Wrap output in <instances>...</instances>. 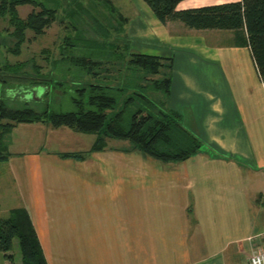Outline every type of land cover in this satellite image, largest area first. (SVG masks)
I'll list each match as a JSON object with an SVG mask.
<instances>
[{
	"label": "crops",
	"instance_id": "crops-1",
	"mask_svg": "<svg viewBox=\"0 0 264 264\" xmlns=\"http://www.w3.org/2000/svg\"><path fill=\"white\" fill-rule=\"evenodd\" d=\"M141 1L152 23L159 31L165 30L167 26ZM239 1L184 0L177 8L197 9ZM188 30L194 32L192 37L182 33V37L161 39L169 50L178 43L168 56L172 61L171 88L164 102L167 109L181 115L184 128L199 138L202 147L187 160L151 161L144 172L148 176L149 209L142 214L136 206L132 209L137 218L148 219L135 224L126 236H122L126 232L117 231V238L108 237L110 228L101 222L103 218L94 224L92 212L87 214V208H83L94 200V190H101L105 184L106 191L110 184L123 190L129 185L121 175L116 182L103 177V172L109 177L110 168L126 172L125 161L115 154L112 167L104 168L105 164L96 160V165L92 163L96 135L36 123L23 125L44 130L43 147L16 153V133L9 141L11 156L0 163V173L7 169L15 174L28 197L9 212L15 208L28 211L48 264L61 260L58 240L67 235V228L59 232L49 228V221L64 203L61 189L75 191L79 183L86 187L84 194L79 190L66 195L75 197L78 205L76 229L69 235L72 244L75 235L85 232L89 246L84 250L93 253L90 264H242L243 260L248 263L253 253L264 250V76L254 63L246 37L238 38L234 30ZM176 38L178 42L173 41ZM83 135L93 137L89 151L84 147L71 151L65 146L78 145ZM103 149L94 155L102 154ZM158 160L165 165L155 167ZM133 173L135 179L141 170L133 166ZM52 186L59 189L47 197L46 188ZM110 201L106 215H113ZM79 214H85V218L80 220ZM127 236L129 246L122 244ZM101 252L110 253L105 257ZM128 252L133 253L132 262L130 255L124 254Z\"/></svg>",
	"mask_w": 264,
	"mask_h": 264
},
{
	"label": "trees",
	"instance_id": "trees-1",
	"mask_svg": "<svg viewBox=\"0 0 264 264\" xmlns=\"http://www.w3.org/2000/svg\"><path fill=\"white\" fill-rule=\"evenodd\" d=\"M143 1L164 26L169 22H182L194 30H234L238 38L246 37L254 63L264 76V0H241L188 10L177 8L184 0ZM101 2L117 13L111 0ZM26 4L33 5L36 10L22 19L19 7ZM49 4H53L52 0H0V16L10 17L9 22L14 29L9 35L16 39L14 47H9L11 54L20 55L27 30L41 36L49 25L57 21V10ZM104 28L103 25L99 27L100 30ZM103 33L104 30L98 36L101 41L96 37L88 38L81 31L77 40L67 38L62 48V59L53 63V70L57 73H71L69 68L62 66L75 67L81 74L92 75L95 83L71 87L61 81H52L47 75L41 85L36 81L27 86L0 81V163L10 156L5 141L15 126L38 122L96 135L94 150L105 148L109 139H124L146 155L163 161L187 160L202 147L199 138L184 128L178 112L167 109L165 103H159L146 93V87H139L133 81L138 74L160 75L164 69L160 57L139 53L131 55L132 75H128L129 80L123 86L98 79L96 69L102 61L112 60V49L105 41L109 36ZM21 68V63L8 64L2 70L15 73ZM168 68L170 70L172 66ZM152 84V92L162 91L165 96L169 95L170 75ZM36 88L41 89V101L36 107H31V102L25 97L38 98ZM15 240L23 264H48L30 215L24 208L12 210L6 219L0 218V250L7 264H15Z\"/></svg>",
	"mask_w": 264,
	"mask_h": 264
},
{
	"label": "rangeland",
	"instance_id": "rangeland-1",
	"mask_svg": "<svg viewBox=\"0 0 264 264\" xmlns=\"http://www.w3.org/2000/svg\"><path fill=\"white\" fill-rule=\"evenodd\" d=\"M37 1L43 2L44 0ZM52 3L54 5L49 4V6H52V8L55 7L57 10V21L49 25L45 33L41 36H37L32 31L27 30L26 42L22 45L19 56H15L8 51L9 47H14L16 42V39L10 38L9 36L14 30L9 22L10 17L0 16V67L3 68L8 64H22V68L15 73L5 72L2 70V68H0V81L6 80L8 83L13 85L20 84L25 86L33 84V82L36 81V83L41 85L42 79H45V75H47L46 77L51 78L52 81H61L64 82L65 85L71 87L95 83L96 79L94 80L92 75H89L86 72L81 74L78 68L75 67H65L61 65L64 67V69L69 68L71 73L66 75L57 73L53 70V63L62 59V48L65 45V40L67 38H71L73 41H75L79 38L81 31V33L87 35L88 38L96 37L101 41V38L98 36L101 34L102 30H104L103 34L106 32V34L109 36L105 41L108 42L109 47L112 49V52L110 53L112 60L102 61V64H100V66L96 69L99 73L98 79H100L102 82L108 81L112 85L123 86L126 84V80H129L128 75H132L130 72L132 66H130L129 63L131 55H136L138 53L156 55L162 59L164 64V69L162 68L161 74L158 76H145L138 74L135 76L133 81H135L136 85L139 87H146V93L150 97H153L161 104L162 102L165 103V95L162 91L152 92L150 89H152V83L155 80H161L164 77L170 75L169 71L171 69L169 70L168 66H172V62L168 56H171L173 50L177 49L176 47H178V43H173L169 50L167 45H163V40L161 41V39L162 37H169L171 35L172 37H182V33L184 34V37L189 38L192 37L194 32L188 30V27H185L182 22L179 24H168L167 27H165V30L159 31L157 26H155V24L150 20L149 17L151 16H148L145 13V6H143L144 4L141 0H111V4L115 7L117 13H113L109 5L106 3L104 4L101 2V0H52ZM35 10L36 8L31 4L22 5L19 7V13L22 19H26L28 15H30ZM101 25L105 27L102 30L99 29ZM173 41L178 42V39L176 38V40ZM30 91H32V89ZM37 91L39 92L38 98H31L30 96L25 97L26 101L31 102V107H36L37 102L41 101V89L39 88ZM127 92L130 93L131 91ZM21 101L24 102L25 100L21 99ZM14 133H16L17 147L13 149V152L18 153L21 151H26L27 149H37L38 146L43 147L45 132L41 127L34 128L33 126L19 124L15 126L9 135H7L5 141V148L6 151L9 152L10 156L11 153L9 150V141L11 139L13 141ZM82 137V141L79 142L78 145L74 143L73 145L65 146L71 151L82 147L89 151L91 144L93 143V137H87L85 135ZM53 138L55 137H51V140ZM66 147L65 151L67 150ZM97 150L99 149H95V152H97ZM103 150L104 151H102V154L99 153L94 155L95 152H93L92 163H95L96 165V161H99L98 163L105 164L102 166L104 168L106 165L112 167L114 164L113 155L115 154L121 160L125 161L127 165L126 172L122 174L121 172H117L115 170L117 168H114L113 170L110 168L109 177H107V173L105 172L102 173L103 177L108 179L109 182H116L117 178H120L119 176L121 175L125 177L127 183L129 182V185L126 186L127 188L125 190H123L117 188L115 185L110 184L106 191L105 186L107 187V184H105L103 187H101V190H104L102 191L103 193H97L101 191L99 189L94 190V200L90 205H83V208L85 210L87 208V214L92 212V215H94L93 217L95 218L94 224H97L98 220L103 218L101 222L110 228V231H107L109 234L108 237L113 239V237L117 238V235L114 234H118L117 231H121L120 234L126 232L122 235L126 236L127 231L132 230L135 224L143 223L148 219L146 216H140L137 218L132 209L134 206H136L138 208L139 214H142L149 209V193L148 189H146L148 176L145 175L144 172L148 170L149 164L151 161H155V159L142 152H139L138 148H136L130 141L124 139L107 140V145ZM91 155L92 154L89 155V158ZM73 162L75 165H79L75 161ZM86 164H80V166L85 167ZM156 164L158 167L165 165V163L159 160L154 164L155 167ZM133 166H136L141 170L140 177L137 174L135 179ZM1 167L5 168L6 165L2 164ZM71 167L72 166L67 165L68 169H72ZM80 173H82V178L85 177L84 170H82ZM81 177H79V180L82 179ZM17 180L18 177H16L15 174L7 172V169L1 170V219L10 217V209L26 202V199H28L27 192L24 193V191H22ZM63 182H66V180H63ZM47 185L49 186V182ZM58 189V187L54 189L53 186L47 187V197L55 194ZM79 190L81 194H84L83 190H86L85 185L79 183V186L75 187V191ZM75 191L71 190L70 188L62 187L61 193L62 201L64 203L60 205L54 220L49 221V228L51 232L54 231V229L59 232L64 231L67 228V235L60 236L63 240H58V245L60 247L59 258L61 259L59 260L58 264H67L66 262L71 264L70 261L73 264H90V259H92L91 255L93 253L88 254V252H85L84 250L89 246L85 232L75 235L76 237H73L72 244L70 242L71 236L69 235V231L71 232L73 228L76 229L74 224L78 205H76L74 200L75 197H66V195L68 194L71 196V193L74 195ZM122 193H124V195ZM9 195L11 196V199ZM110 199L111 201L109 205L112 207L113 215H106L107 207H109L108 202ZM72 200L73 202H71ZM120 205H122V207H120ZM84 215L85 214H79V219H84ZM90 222L92 223V220ZM54 226H56V228ZM73 231L71 233H73ZM126 238L127 241L122 244L129 246L131 242L129 241L128 236ZM106 244L107 241H105V245ZM13 253L15 255V264H23L22 255L16 240L14 241ZM101 254L105 255V257L108 255L104 252H101ZM124 254H129L130 261L132 262L133 253L128 252ZM125 260L128 263L129 260ZM0 264H7L4 254L1 252V250ZM242 264L249 263L243 260Z\"/></svg>",
	"mask_w": 264,
	"mask_h": 264
},
{
	"label": "built area",
	"instance_id": "built-area-1",
	"mask_svg": "<svg viewBox=\"0 0 264 264\" xmlns=\"http://www.w3.org/2000/svg\"><path fill=\"white\" fill-rule=\"evenodd\" d=\"M249 264H264V250H259L253 253L249 259Z\"/></svg>",
	"mask_w": 264,
	"mask_h": 264
}]
</instances>
